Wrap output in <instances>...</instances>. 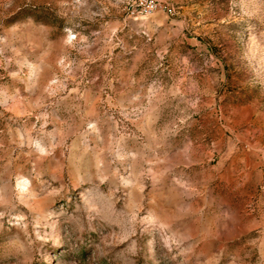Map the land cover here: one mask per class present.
I'll list each match as a JSON object with an SVG mask.
<instances>
[{
    "label": "rangeland",
    "instance_id": "1",
    "mask_svg": "<svg viewBox=\"0 0 264 264\" xmlns=\"http://www.w3.org/2000/svg\"><path fill=\"white\" fill-rule=\"evenodd\" d=\"M159 1L0 0V264H264V0Z\"/></svg>",
    "mask_w": 264,
    "mask_h": 264
},
{
    "label": "built area",
    "instance_id": "2",
    "mask_svg": "<svg viewBox=\"0 0 264 264\" xmlns=\"http://www.w3.org/2000/svg\"><path fill=\"white\" fill-rule=\"evenodd\" d=\"M135 2L136 8L142 14H151L160 9H162V4L159 0H131ZM167 11L170 14H175V9L173 7H167Z\"/></svg>",
    "mask_w": 264,
    "mask_h": 264
}]
</instances>
